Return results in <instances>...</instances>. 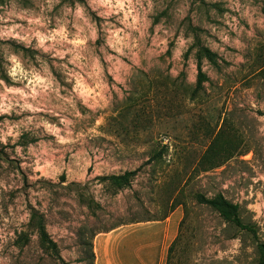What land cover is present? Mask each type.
I'll use <instances>...</instances> for the list:
<instances>
[{
    "label": "rangeland",
    "instance_id": "374dc122",
    "mask_svg": "<svg viewBox=\"0 0 264 264\" xmlns=\"http://www.w3.org/2000/svg\"><path fill=\"white\" fill-rule=\"evenodd\" d=\"M169 217L164 264H258L264 0H0V264Z\"/></svg>",
    "mask_w": 264,
    "mask_h": 264
},
{
    "label": "crops",
    "instance_id": "0c3cea01",
    "mask_svg": "<svg viewBox=\"0 0 264 264\" xmlns=\"http://www.w3.org/2000/svg\"><path fill=\"white\" fill-rule=\"evenodd\" d=\"M171 217L136 227L99 233L94 237L96 264H164L167 242L177 232ZM144 234V235H143Z\"/></svg>",
    "mask_w": 264,
    "mask_h": 264
},
{
    "label": "trees",
    "instance_id": "16d2710c",
    "mask_svg": "<svg viewBox=\"0 0 264 264\" xmlns=\"http://www.w3.org/2000/svg\"><path fill=\"white\" fill-rule=\"evenodd\" d=\"M198 69V79L199 81L204 78V74L200 68V62H197ZM132 175V172H125L122 175L111 176L110 179L114 185L121 187L123 184L129 183V178ZM211 203L219 210L220 214L226 218H232L233 211L235 210V205L229 203L222 195L218 194ZM29 223L33 226L34 231L39 237V242L43 247L50 249L51 251L56 250L55 242L49 237L46 232L44 224V216L35 208H31ZM235 222H238L236 218L232 219ZM259 261L258 264H264V244H259L258 246Z\"/></svg>",
    "mask_w": 264,
    "mask_h": 264
}]
</instances>
